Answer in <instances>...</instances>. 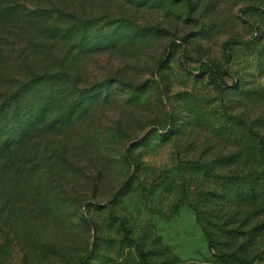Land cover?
<instances>
[{
  "label": "rangeland",
  "instance_id": "rangeland-1",
  "mask_svg": "<svg viewBox=\"0 0 264 264\" xmlns=\"http://www.w3.org/2000/svg\"><path fill=\"white\" fill-rule=\"evenodd\" d=\"M188 2L0 0V264H264V0Z\"/></svg>",
  "mask_w": 264,
  "mask_h": 264
},
{
  "label": "trees",
  "instance_id": "trees-1",
  "mask_svg": "<svg viewBox=\"0 0 264 264\" xmlns=\"http://www.w3.org/2000/svg\"><path fill=\"white\" fill-rule=\"evenodd\" d=\"M173 1H180V0H173ZM188 2V0H186ZM189 4V2H188ZM244 11H255V12H261L264 10V8L262 7H259V6H249V7H246L245 9H243ZM227 45H228V42H225L224 43V49L226 50L227 49ZM211 74V78L215 80V74L214 72H210ZM4 114H0V116H3ZM206 237H207V241H208V246L210 248H212V245H211V235L210 233L208 232L206 234ZM138 253H139V261L140 263L144 264L145 263V258H144V252L142 249H138ZM88 257V254L84 255L83 257H81L80 259H78L76 262H74L73 264H83L84 261L86 260V258ZM241 264H250L247 260L245 259H241Z\"/></svg>",
  "mask_w": 264,
  "mask_h": 264
}]
</instances>
